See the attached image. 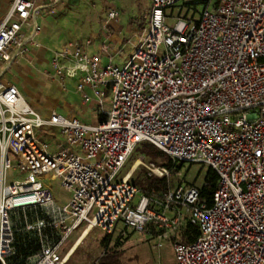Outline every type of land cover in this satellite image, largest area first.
I'll use <instances>...</instances> for the list:
<instances>
[{"label":"built area","instance_id":"obj_1","mask_svg":"<svg viewBox=\"0 0 264 264\" xmlns=\"http://www.w3.org/2000/svg\"><path fill=\"white\" fill-rule=\"evenodd\" d=\"M179 1L148 0V22L129 40L124 65L102 64L87 51L90 39L54 51L56 75L76 77L85 101L86 86L100 107L109 94L97 123L55 111L44 117L1 79L40 45L41 19L64 0H11L0 11V264H65L70 248H61L82 224L79 235L147 232L158 248L169 238L175 264H264V0H215L211 8L205 0L197 18L169 25ZM118 14L108 9V19ZM45 126L64 137L55 152L38 135ZM143 142L173 162L212 167L211 203L193 185L157 196L141 192L130 173L117 179ZM145 168L148 176L169 175L154 162ZM9 169L25 176L9 181ZM55 180L70 193L64 204L51 191ZM186 220L199 231L189 242L177 234ZM21 233L35 247L18 257Z\"/></svg>","mask_w":264,"mask_h":264},{"label":"rangeland","instance_id":"obj_2","mask_svg":"<svg viewBox=\"0 0 264 264\" xmlns=\"http://www.w3.org/2000/svg\"><path fill=\"white\" fill-rule=\"evenodd\" d=\"M204 1L205 0H180L173 9L172 17L167 19V24L172 25L179 17L192 16L197 18L204 8ZM214 2L215 0L212 1L210 8L213 6ZM69 3L74 9L71 21L79 25V32L76 36L81 37H86L90 33L92 34L89 36H92L95 32L100 31L102 14L104 13L102 17L103 20L108 19L106 10L107 6L105 4L113 3L118 9L119 15L115 19L109 21L110 23L118 24L121 27L119 36L123 42V51L122 54L115 55L111 62L123 65L125 61L128 60L129 54L132 51L127 39L132 38V34L136 31L138 32L148 22V0H69ZM85 28H87V31ZM102 60L104 63L110 62L107 57H103ZM20 61V63L26 67L32 64L31 62H28L27 59H20ZM39 69L42 71L48 70L49 65H41ZM33 71L35 73L38 69H34ZM11 74L14 76L10 77ZM6 77L10 79L12 83L17 82L22 95L31 106L33 102H36L38 105L48 103V100L45 98L46 91H43L50 86L48 80L44 83L45 89L41 87L43 90L34 88L30 89L29 87L24 88L22 85V78L17 77L14 66L10 68ZM34 92L39 94V97L36 95L34 96ZM67 99L70 100V96H67ZM105 108H108L107 102L105 103ZM92 120L93 119L91 118L89 119V121ZM38 132V135L42 140L51 141L56 139L58 129L45 126L38 129ZM164 156L168 157L165 153L163 157ZM162 161L163 160L160 157L150 159L148 156H145L143 153L138 152L135 149L125 163L122 171L118 174L117 179L126 173H130L129 179L132 181L133 178L141 173L145 172L147 174L145 164L154 162L157 165H160ZM167 169L169 175L166 177H168L167 180L169 181L168 184L170 186L175 187L176 185L183 184L199 187L204 181L208 165L205 163L183 162L181 167L175 173L172 172V169ZM8 176L9 181H12L14 178L24 177L25 173L18 172V170L15 169H9ZM50 188L54 198L57 200V204H64L69 200L70 193L61 187L59 180H55V182L51 183ZM140 191L143 192L141 189ZM139 196L140 193L137 195V198ZM135 201H137V199H135ZM82 228L83 224L70 234L61 248V253H64L71 248ZM121 228L122 226L119 229ZM116 232L117 233L112 236H107L99 229L87 233L76 245L65 264H97L102 256L107 254H113L114 256L110 264H175L173 241L164 240L162 246L158 248L154 244V235H149L147 232L138 233L130 228L127 230L126 236L120 239L117 236L119 230ZM178 233L179 231H177V234ZM106 238L107 240L104 243Z\"/></svg>","mask_w":264,"mask_h":264},{"label":"crops","instance_id":"obj_3","mask_svg":"<svg viewBox=\"0 0 264 264\" xmlns=\"http://www.w3.org/2000/svg\"><path fill=\"white\" fill-rule=\"evenodd\" d=\"M10 2L11 0H0V11L7 9ZM105 5L107 6V14L109 8H116L113 3H107ZM73 14L74 9L69 3V0H64L56 14L45 15L41 19V31L38 35H36V39L40 45L33 47L29 53L19 57L16 61H14L9 66L7 71L2 74L1 79L4 82L14 84L19 88L17 82L12 83L11 80L6 77L10 71V68L14 66L17 77L22 78V85L24 88L29 87L30 89L34 88L43 90L45 89L44 83L48 80L50 82V86L43 90L46 91L45 98L48 100V103L38 105L36 102H33L32 104V107L35 108L42 116L49 117L50 114L55 111L66 116H75L86 123H97L98 121L106 118L108 114L110 109L109 94L107 95L102 107H100L92 88L90 86H86L84 91L90 96V100L85 101L80 92L77 91V78H65L64 81H60L59 77L56 75L53 67L51 66L50 60L54 51L61 48L68 40L77 39L83 41L90 39L91 43L87 46L88 53L99 55L102 64L113 63L111 61H113L115 55L122 54L123 51V42L119 36L121 27L118 24H114L112 22L110 23L109 20L113 19L103 20V13L101 17L100 31L95 32L92 36H89L92 33L86 37L76 36V34L79 32V25L71 21V16ZM85 30L87 31V28H85ZM138 32L136 31L134 34H132V38L135 37ZM132 38L127 39L129 46H131L129 40ZM131 49L133 50L132 46ZM131 53L129 54V57ZM103 57H107L110 62L104 63L102 60ZM20 59H27L28 62L32 63L30 64L32 66H23L20 63ZM127 61H125V63ZM46 64L49 65L48 70L42 71L39 69L41 65ZM34 69H38V71H35L34 73ZM13 76V74L10 75V77ZM34 93V96L36 95L39 97V94ZM67 96H70V100L67 99ZM106 102L108 104L107 109L105 108ZM90 118L93 120L89 121ZM46 142L49 143L50 151L55 152L64 145V137L58 129L56 139ZM55 201L57 200L55 199ZM184 223L185 221L183 224ZM83 235L85 236L86 234L78 235L75 239L76 241L74 240L75 243L70 248L69 257L71 256V253L75 249L76 245L83 239ZM80 238L82 239L79 241ZM165 240L171 239L168 238Z\"/></svg>","mask_w":264,"mask_h":264},{"label":"trees","instance_id":"obj_4","mask_svg":"<svg viewBox=\"0 0 264 264\" xmlns=\"http://www.w3.org/2000/svg\"><path fill=\"white\" fill-rule=\"evenodd\" d=\"M136 151L143 153L145 156H148L150 159H156L160 157L163 161L160 164L163 167L172 169V172L175 173L181 167L183 162H173L169 157L164 156V153L160 151L156 146L151 143L143 142L140 143L136 147ZM168 177H156V176H148L145 172L139 174L137 177L133 178L131 181L133 184L137 185L143 193L145 194H153L160 196L163 192H165L168 187ZM172 185V184H171ZM218 185V174L217 172L210 166H208L204 181L202 185H200L199 192L200 197L205 199L208 203H211L213 192L217 188ZM172 187V186H171ZM199 234L198 228L193 225L190 221L186 220L185 223L179 229L178 237L180 240L184 242H189L197 237ZM105 239L104 243L106 242ZM17 243V255L24 256L25 254L33 251V247H35V241L29 240L28 237L24 234H19ZM32 249V250H31ZM114 258L113 254L103 255L101 260L97 264H110L112 259Z\"/></svg>","mask_w":264,"mask_h":264},{"label":"bare ground","instance_id":"obj_5","mask_svg":"<svg viewBox=\"0 0 264 264\" xmlns=\"http://www.w3.org/2000/svg\"><path fill=\"white\" fill-rule=\"evenodd\" d=\"M82 237H84V235H83ZM81 239H82V238H80L79 241H80Z\"/></svg>","mask_w":264,"mask_h":264}]
</instances>
